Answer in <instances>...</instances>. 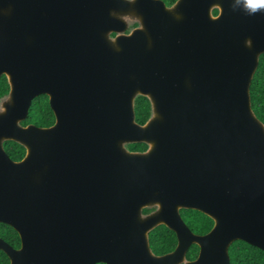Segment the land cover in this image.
I'll return each mask as SVG.
<instances>
[{
  "label": "water",
  "instance_id": "water-1",
  "mask_svg": "<svg viewBox=\"0 0 264 264\" xmlns=\"http://www.w3.org/2000/svg\"><path fill=\"white\" fill-rule=\"evenodd\" d=\"M262 53L264 5L246 0H0V223L20 239L0 238L9 264H229L235 240L264 251V124L249 95ZM42 94L54 123L22 125ZM181 209L212 228L194 234ZM158 225L176 236L163 255L149 246Z\"/></svg>",
  "mask_w": 264,
  "mask_h": 264
},
{
  "label": "trees",
  "instance_id": "trees-1",
  "mask_svg": "<svg viewBox=\"0 0 264 264\" xmlns=\"http://www.w3.org/2000/svg\"><path fill=\"white\" fill-rule=\"evenodd\" d=\"M166 6L172 5L176 0H161ZM217 10L213 11L216 14ZM9 91L8 82L4 75L0 76V99ZM251 108L259 121L264 124V53L259 55L258 64L249 88ZM150 115V103L144 96H138L134 100V119L137 124H144ZM54 115L49 107L48 97L44 94L35 97L28 109L22 125L33 124L37 127H49L54 123ZM130 151H144L147 146L144 143L127 145ZM3 149L10 159L19 161L25 154V149L14 141H4ZM152 209H144L143 213H149ZM181 217L187 227L197 235L207 233L213 226V221L194 209H181ZM0 238L13 248L20 246L17 232L10 226L0 223ZM149 246L153 254L163 255L171 252L176 246V236L164 225H158L148 233ZM199 248L192 244L187 252L186 259L193 260L198 255ZM229 264H264V251L241 241H233L229 248ZM0 264H9L8 257L0 250ZM103 264V263H97Z\"/></svg>",
  "mask_w": 264,
  "mask_h": 264
},
{
  "label": "clouds",
  "instance_id": "clouds-1",
  "mask_svg": "<svg viewBox=\"0 0 264 264\" xmlns=\"http://www.w3.org/2000/svg\"><path fill=\"white\" fill-rule=\"evenodd\" d=\"M248 4L264 5V0H246Z\"/></svg>",
  "mask_w": 264,
  "mask_h": 264
},
{
  "label": "flooded vegetation",
  "instance_id": "flooded-vegetation-1",
  "mask_svg": "<svg viewBox=\"0 0 264 264\" xmlns=\"http://www.w3.org/2000/svg\"><path fill=\"white\" fill-rule=\"evenodd\" d=\"M162 2H163V1H162ZM163 3H164V2H163ZM164 4H165V3H164ZM134 26H136V24L131 25L130 28H133Z\"/></svg>",
  "mask_w": 264,
  "mask_h": 264
}]
</instances>
